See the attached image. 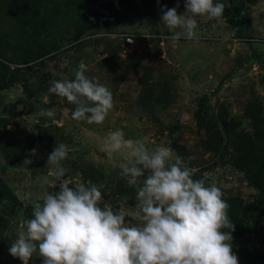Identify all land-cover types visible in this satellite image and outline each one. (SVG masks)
Wrapping results in <instances>:
<instances>
[{"label": "rangeland", "instance_id": "374dc122", "mask_svg": "<svg viewBox=\"0 0 264 264\" xmlns=\"http://www.w3.org/2000/svg\"><path fill=\"white\" fill-rule=\"evenodd\" d=\"M18 1L0 0V172L9 163L0 180L17 200H0V264H23L9 248L24 230L26 207L32 214V200L60 190L49 187L54 166L48 165L60 143L69 150L62 162L66 175L100 187L102 209L109 203L126 222L140 223V185H128L122 157H109L104 146L117 129L150 150L171 148L173 162L179 157L194 168L195 179L215 182L226 201L240 198L248 210L247 230L243 239L232 240L233 251L239 264H264V183L259 181L262 190L252 186L233 165L230 140L214 150L205 130L220 115L238 124L236 132L254 135L256 125L264 131V0H242L244 36L230 22L232 1L217 0L225 5L223 17H196L199 39L177 42L166 38L161 9L179 4L183 15L185 0H99L90 6L71 0L82 12L66 17L55 0L22 7ZM137 33H157L163 46L145 41L124 52L122 38ZM81 61L85 74L113 94L102 124L73 119L75 105L48 91L54 80L75 79ZM29 264H42V258L34 255Z\"/></svg>", "mask_w": 264, "mask_h": 264}, {"label": "clouds", "instance_id": "9594fccd", "mask_svg": "<svg viewBox=\"0 0 264 264\" xmlns=\"http://www.w3.org/2000/svg\"><path fill=\"white\" fill-rule=\"evenodd\" d=\"M178 7L161 9L170 33L166 38L172 42L199 39L196 17L218 21L225 11L217 0H185L183 15ZM86 71L81 61L75 79L54 80L48 91L75 105L73 119L102 124L114 106L113 94ZM104 146L109 157H122L121 176L128 185H140L136 195L140 223L126 222L127 216L109 203L102 209L100 187L68 177L62 162L69 150L60 143L48 157V165L54 166L49 187L58 185L60 190L32 200L33 218L16 234L9 248L13 257L23 264L34 255L42 264H239L232 245L235 224L228 215L230 205L215 182L207 184L206 176L194 179L196 170L179 157L173 162L171 148L150 150L139 140L125 139L119 129L107 134Z\"/></svg>", "mask_w": 264, "mask_h": 264}, {"label": "trees", "instance_id": "16d2710c", "mask_svg": "<svg viewBox=\"0 0 264 264\" xmlns=\"http://www.w3.org/2000/svg\"><path fill=\"white\" fill-rule=\"evenodd\" d=\"M55 1V7L57 9H65V17L66 15L68 16L70 13L74 16L80 15V13L82 12V9L78 7L77 3L72 2L71 0ZM97 1L99 0H76V2L83 6H90L96 3ZM231 1L233 3V13L230 15V22L233 25L238 26V35L244 36L243 32L246 28V22L243 18V1ZM22 3H28L29 6H33L34 4L38 3V1L19 0L17 4L19 7H22ZM51 20L52 18L49 19V21ZM48 24L50 25L51 23L48 22L46 26L42 24L40 26L41 30H45ZM53 26L55 27L56 24H54ZM152 34L157 35V33ZM238 127V124H236L234 120H227L225 118H222L220 115L217 116V118L207 124L205 128V130L209 131L208 141H210L211 145H209V147H212V149L214 150H219L222 146V143L230 140V144H232V146L236 148V151L233 154L232 158L233 165L244 174V177L247 179V181H249L252 186L262 190L263 188H259L261 186L259 184V181H262V183H264V134L261 136L264 131H260L261 133H259V128L256 125L254 126V130H256V133L252 135L251 133L245 132L243 130L236 132V130H238ZM6 167H9V163L4 166V168ZM4 168L1 170L0 175L3 174ZM193 178L195 179L197 178V176L194 175ZM262 191H264V189ZM260 195L264 196L262 194ZM261 196H259L260 203L263 201ZM4 199H8L14 202L17 201L16 197L10 192V190L6 186H4V184H2L0 180V200ZM240 201V198H231L227 200V203L230 205L228 215L231 221L235 224V231L232 232V237L235 240L243 239L247 230L246 223L248 210L246 207H241L242 201ZM256 205L258 206L257 203ZM26 210L27 211L24 213L25 221L33 218L31 214L30 205L26 207ZM245 259L250 258L247 257ZM252 264H255L254 260L252 261Z\"/></svg>", "mask_w": 264, "mask_h": 264}, {"label": "built area", "instance_id": "2783aa9c", "mask_svg": "<svg viewBox=\"0 0 264 264\" xmlns=\"http://www.w3.org/2000/svg\"><path fill=\"white\" fill-rule=\"evenodd\" d=\"M129 38H132V40H133L132 43L128 42ZM122 41H123L124 52H129V53L140 49L142 46V43L145 41H149V42L153 41V42L158 43L160 46H163L162 45L163 39H162V36L159 34H157V35L149 34V33L129 34V35L124 36L122 38ZM141 41H142V43H141Z\"/></svg>", "mask_w": 264, "mask_h": 264}]
</instances>
